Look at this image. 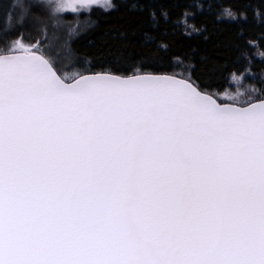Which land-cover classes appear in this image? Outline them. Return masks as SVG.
Segmentation results:
<instances>
[{"label":"snow or ice","instance_id":"6c2138e0","mask_svg":"<svg viewBox=\"0 0 264 264\" xmlns=\"http://www.w3.org/2000/svg\"><path fill=\"white\" fill-rule=\"evenodd\" d=\"M0 264H264V0H0Z\"/></svg>","mask_w":264,"mask_h":264},{"label":"trees","instance_id":"16d2710c","mask_svg":"<svg viewBox=\"0 0 264 264\" xmlns=\"http://www.w3.org/2000/svg\"><path fill=\"white\" fill-rule=\"evenodd\" d=\"M90 31L91 29H87L85 32L73 37V40L77 41L76 46L80 48L81 51H88L90 49L91 40L98 39V37H89L87 33Z\"/></svg>","mask_w":264,"mask_h":264},{"label":"rangeland","instance_id":"374dc122","mask_svg":"<svg viewBox=\"0 0 264 264\" xmlns=\"http://www.w3.org/2000/svg\"><path fill=\"white\" fill-rule=\"evenodd\" d=\"M80 19H81V21H83V20H86L87 18H86V17H81ZM70 22H71V24H72V27H74V28L77 27V23H76L75 19L71 20ZM87 29H88V28H84L83 24H81V25L79 26V28H78V32H79V34H80V33L85 32Z\"/></svg>","mask_w":264,"mask_h":264}]
</instances>
